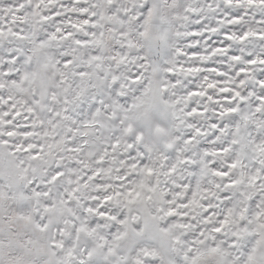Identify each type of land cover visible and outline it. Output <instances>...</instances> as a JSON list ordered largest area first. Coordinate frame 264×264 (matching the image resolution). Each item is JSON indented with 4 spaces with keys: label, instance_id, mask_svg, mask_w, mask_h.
I'll return each mask as SVG.
<instances>
[{
    "label": "snow or ice",
    "instance_id": "1",
    "mask_svg": "<svg viewBox=\"0 0 264 264\" xmlns=\"http://www.w3.org/2000/svg\"><path fill=\"white\" fill-rule=\"evenodd\" d=\"M0 264H264V0H0Z\"/></svg>",
    "mask_w": 264,
    "mask_h": 264
}]
</instances>
